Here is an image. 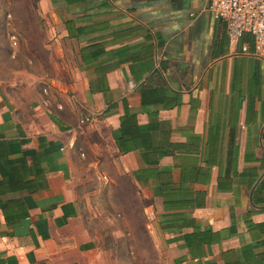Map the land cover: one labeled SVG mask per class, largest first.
<instances>
[{
	"label": "crops",
	"instance_id": "crops-1",
	"mask_svg": "<svg viewBox=\"0 0 264 264\" xmlns=\"http://www.w3.org/2000/svg\"><path fill=\"white\" fill-rule=\"evenodd\" d=\"M5 1L0 264H264L253 36L207 0ZM125 108L148 133L120 152Z\"/></svg>",
	"mask_w": 264,
	"mask_h": 264
},
{
	"label": "built area",
	"instance_id": "built-area-1",
	"mask_svg": "<svg viewBox=\"0 0 264 264\" xmlns=\"http://www.w3.org/2000/svg\"><path fill=\"white\" fill-rule=\"evenodd\" d=\"M208 9L215 18L225 22L229 40H238L244 33L254 39V54L264 56V0H207ZM10 43L17 46L18 38L10 35ZM47 92V89H43ZM87 121L80 118L81 125Z\"/></svg>",
	"mask_w": 264,
	"mask_h": 264
},
{
	"label": "trees",
	"instance_id": "trees-1",
	"mask_svg": "<svg viewBox=\"0 0 264 264\" xmlns=\"http://www.w3.org/2000/svg\"><path fill=\"white\" fill-rule=\"evenodd\" d=\"M92 48V45L90 46ZM86 46L82 47L81 56L84 59L94 60L98 56L99 50L90 51L91 54L86 55L84 49ZM102 81V79L100 80ZM142 93V102L146 104L152 100H157V97L150 90L141 91ZM155 94H157L155 92ZM145 133H148V128L140 126L135 121V116L131 113L128 108H125L124 114L120 118V126L117 131L113 132V136L116 142L117 147L120 152H126L133 146L141 144L143 141V136Z\"/></svg>",
	"mask_w": 264,
	"mask_h": 264
},
{
	"label": "rangeland",
	"instance_id": "rangeland-1",
	"mask_svg": "<svg viewBox=\"0 0 264 264\" xmlns=\"http://www.w3.org/2000/svg\"><path fill=\"white\" fill-rule=\"evenodd\" d=\"M6 3L7 2L5 0H0V76L1 77L3 76L2 75L3 72L4 74L5 72H8L5 71V68L3 67V61H5V58L8 56L11 47V45L9 47L8 39L10 42L11 34H15L19 39L17 35V31L11 29L10 25L8 24V21L10 20V15L8 14L9 12H7L5 9ZM150 253L151 252L149 251H141V254L139 255V259H137L136 253L131 250L127 252V255L129 258L134 260L133 263L131 264H165L164 261L160 263L161 257L157 252H153L152 254ZM151 257L152 259L157 257L158 260L157 263L151 260ZM135 259H137L138 262H135Z\"/></svg>",
	"mask_w": 264,
	"mask_h": 264
}]
</instances>
